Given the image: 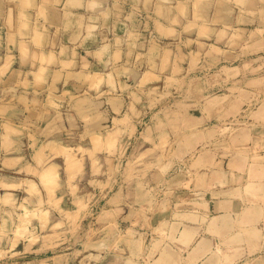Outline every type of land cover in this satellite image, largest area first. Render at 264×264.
<instances>
[{
	"label": "crops",
	"instance_id": "crops-1",
	"mask_svg": "<svg viewBox=\"0 0 264 264\" xmlns=\"http://www.w3.org/2000/svg\"><path fill=\"white\" fill-rule=\"evenodd\" d=\"M99 3L0 0V264H264V78L254 74L264 33L245 30L249 40L228 53L209 45L200 96L176 101L155 87L160 70L198 67L180 53L181 33L154 17L156 34L177 43L143 56L137 41L98 30ZM103 128L108 150L133 142L141 151L120 176L114 162L90 175L97 205L83 213L84 238H60L43 255L31 239L39 220L19 226L24 198L12 175L61 157L62 136L87 131L91 144ZM78 174H65L62 196L75 206L85 199Z\"/></svg>",
	"mask_w": 264,
	"mask_h": 264
},
{
	"label": "rangeland",
	"instance_id": "rangeland-1",
	"mask_svg": "<svg viewBox=\"0 0 264 264\" xmlns=\"http://www.w3.org/2000/svg\"><path fill=\"white\" fill-rule=\"evenodd\" d=\"M94 2L103 3V6L92 7L93 10L98 11V23L104 26L98 30L108 33V37L123 33L128 43L137 41L143 46L139 51L143 53V56L150 50L153 51L154 47L158 49L157 52L164 49H168L170 53L173 51L171 46L175 45L173 43H177V40L171 37H159L155 32L158 30V25L153 26L154 17L162 24L166 20L172 22L173 27L181 33L178 45L180 53L183 50L187 54L194 53L195 58L199 59L196 69L176 71L171 75L167 68L160 70L161 78L157 81L158 86L155 87V91L172 97L176 101H189L200 96L201 80L207 73L201 65L202 54L209 45L217 47L218 44H224V49L228 53L232 52L233 47L239 42L244 46L249 40L250 37L244 35L245 30L257 29L259 35L264 33V0H94ZM52 16L56 19L57 12ZM187 16L190 23L182 24L176 20L178 17L186 20ZM71 18L72 22L77 21V18ZM218 30L224 31L220 37L215 35ZM208 32L210 35L207 34ZM138 34L141 36L139 39ZM256 58L258 71L254 74L258 79H262L264 78V53L258 54ZM231 59L226 58L225 64H229ZM147 65L139 66L137 72L142 73L148 70ZM144 122L147 123V120ZM105 130L107 129L103 128L102 135L93 139L91 144L87 131L82 133L81 141L72 134L62 136L64 148L54 153L61 157L47 158L48 162H45V166L43 162H39L38 167L32 166L26 168V172L12 175L13 180L17 179V193L24 198L23 200L19 198L18 202L22 211L25 210L24 215L18 216L19 226L24 227L30 220H39L41 229L36 228L31 232L33 233L31 239L37 245L35 249L41 254L45 255V251H57L59 248L57 241L60 238L68 240L84 238L83 233L89 217L83 213L95 211L97 205L93 202L97 197L98 189L90 185V175L93 177L104 175L107 164L114 162V173L120 176L124 167L121 162L132 160L140 153L141 147L133 145V142H129L130 144L120 142L117 149L108 150L107 148L112 147V140H106ZM130 135L131 138L136 136L132 133ZM74 138H76V145H74ZM75 147H77L76 150ZM32 150V148H23L27 159L32 155ZM36 158L39 161L43 160L40 156ZM58 158L66 160L67 165L64 166V162H57L60 161ZM76 158L80 161L79 163H69V160ZM116 162H118L117 165ZM72 171L79 173L75 180L80 184L79 195L85 196V199L76 203V206L75 203H71L73 200L70 197H62L65 174ZM59 206L62 211L59 210Z\"/></svg>",
	"mask_w": 264,
	"mask_h": 264
}]
</instances>
